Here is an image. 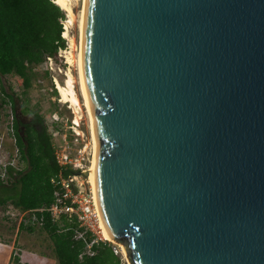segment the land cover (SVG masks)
<instances>
[{
	"label": "water",
	"instance_id": "1",
	"mask_svg": "<svg viewBox=\"0 0 264 264\" xmlns=\"http://www.w3.org/2000/svg\"><path fill=\"white\" fill-rule=\"evenodd\" d=\"M80 67L129 264H264V0H85Z\"/></svg>",
	"mask_w": 264,
	"mask_h": 264
},
{
	"label": "trees",
	"instance_id": "2",
	"mask_svg": "<svg viewBox=\"0 0 264 264\" xmlns=\"http://www.w3.org/2000/svg\"><path fill=\"white\" fill-rule=\"evenodd\" d=\"M66 14L53 0H0V78L14 74L26 81V88L30 87L35 68L44 63L47 56L55 58L59 48H66V40L62 36V21ZM10 90L8 92L1 84V92L5 96L3 102L13 103L14 93L11 87ZM12 108L14 110V106ZM22 112L33 113V123L38 128L27 124L20 135L16 124L13 125L15 146L26 164L18 171L12 165L6 167V177L13 182L12 187L0 181V203L8 204L17 212L49 205L52 201L50 178L60 169L43 118L26 107ZM33 225L40 226L49 234L56 264H121V255L111 241L93 243L94 253L83 254L85 243L73 238L68 222L63 221L60 225L51 222L48 214H44L43 222ZM33 225H25L21 221L17 225L18 231L23 228L32 230Z\"/></svg>",
	"mask_w": 264,
	"mask_h": 264
},
{
	"label": "rangeland",
	"instance_id": "3",
	"mask_svg": "<svg viewBox=\"0 0 264 264\" xmlns=\"http://www.w3.org/2000/svg\"><path fill=\"white\" fill-rule=\"evenodd\" d=\"M68 2L72 8L74 21L72 24H69L68 38L63 36L66 40V48L62 49L60 54L57 52L56 57H53V62L50 63V65L45 67L44 62L41 63L39 67L35 68L30 78L31 85L28 88L24 85L26 81L17 75L8 74L0 78V179L3 184L10 183L9 179L6 177L5 170L8 165H12L13 168L18 171L23 169L26 163L20 158L19 152L15 147L13 139L14 128L12 125L14 110L6 98V101H2L5 96H3L1 92V84L8 92L11 91V87L18 111L26 107L28 110L38 112L43 118L46 127H48L49 115L54 111L62 118V122H69L74 115L80 117V128L85 134L84 141H75L73 136L70 135L71 147L74 149L72 153L75 155V149L85 146L87 152H89V158H91L92 141L89 120L86 109L83 106V99L79 94L77 70V56L80 50L78 20L83 0H69ZM62 22L65 25L64 20ZM67 54L71 57V64L67 63V59L65 58ZM68 70L74 77V87L78 93L81 104V108L76 112L71 107L70 103L60 100V95L55 83V81L63 83L66 76L65 74ZM58 127L60 128L59 125ZM59 132L60 135L64 131L59 129ZM19 223L20 216L17 215L15 210L8 204L0 203V243L5 245L0 247L5 250L6 257L10 258L8 264H56L49 234L40 226L36 225H33L32 230L23 228L18 231L17 225ZM28 223L25 222V225H28ZM113 244L121 255V264H128V260L123 254L121 246L116 243ZM20 250L26 251V258L24 257L23 259H26V261L29 259L28 262L21 260L19 256L21 253Z\"/></svg>",
	"mask_w": 264,
	"mask_h": 264
},
{
	"label": "built area",
	"instance_id": "4",
	"mask_svg": "<svg viewBox=\"0 0 264 264\" xmlns=\"http://www.w3.org/2000/svg\"><path fill=\"white\" fill-rule=\"evenodd\" d=\"M65 28V25L63 24ZM63 34V32H62ZM63 36V35H62ZM62 51L59 48L60 54ZM53 62L52 56H47L45 60V67ZM47 130L50 134V144L53 149V154L56 163L60 167L59 171L50 178L52 185V201L49 205L29 209L23 212H15L20 216V222L33 225L35 223L41 224L44 219V214H48L51 222L63 224V221L68 222L69 229L73 230V238L75 240H82L85 243V250L83 254L92 255L93 243L98 241H109L103 237L102 225L98 217L93 187L88 181V169L91 166L93 151L91 158L86 147L82 146L75 149V155L72 153L74 150L71 147L70 135L73 136L75 141H84V132L80 128V117L76 115L70 121L62 122V118L57 112H52L48 118ZM64 132L59 135V129ZM59 135V138H58ZM15 142V136L13 135ZM79 171L80 173H76ZM87 173V176L83 174ZM38 213L40 216H38ZM115 252L117 249L114 248ZM19 256L24 262L29 259H23L26 251L20 250ZM82 254L79 255L81 257ZM26 258V257H25Z\"/></svg>",
	"mask_w": 264,
	"mask_h": 264
},
{
	"label": "bare ground",
	"instance_id": "5",
	"mask_svg": "<svg viewBox=\"0 0 264 264\" xmlns=\"http://www.w3.org/2000/svg\"><path fill=\"white\" fill-rule=\"evenodd\" d=\"M56 4H58L63 10L66 11V19L64 20L65 22V29L63 30V36L65 38H68V27L69 24H72L73 20V12H72V8L69 4V0H53ZM84 12H85V0H83L82 3V8L80 11V17L78 20V28H79V36H80V44H81V30H82V25H83V21H84ZM77 70H78V84H79V91H80V95L83 99V106L86 109L87 112V116H88V120H89V129H90V134H91V141H92V151H93V157H92V161H91V166L88 169L87 173H88V181L91 183L92 187V177H93V166H94V161H95V139H94V134H93V128H92V119H91V114H90V110H89V105L86 99V95L84 92V88H83V83H82V77H81V67H80V50L78 52V56H77ZM67 59V63L71 64V57L67 54V56L65 57ZM65 79L63 81V83H60L58 81H55L56 83V88L57 91L60 95V100L62 102H67L70 103L71 107L74 109V111H78V109L81 108V104H80V100L78 98V93L75 90L74 87V77L71 74V72L68 70L65 74ZM73 111V112H74ZM76 118L79 119V117L76 115ZM102 233H103V237L105 239L111 240L106 233L104 232L103 228H102ZM119 246H121L123 254L126 256V253L122 247V245L120 243H118ZM127 259V257H126ZM128 260V259H127ZM129 264V261H127Z\"/></svg>",
	"mask_w": 264,
	"mask_h": 264
},
{
	"label": "flooded vegetation",
	"instance_id": "6",
	"mask_svg": "<svg viewBox=\"0 0 264 264\" xmlns=\"http://www.w3.org/2000/svg\"><path fill=\"white\" fill-rule=\"evenodd\" d=\"M10 106H14V114L12 116V125L16 124L17 130H18L20 135L23 134V130L25 128V125H27V124H31L32 126H35V128H38V126L35 123H33V119H34L33 113L22 112V110L18 111L16 108V105H15V99H14L13 103H10ZM16 150L18 151V147H16ZM0 181H1V179H0ZM7 185L12 187L13 182H10Z\"/></svg>",
	"mask_w": 264,
	"mask_h": 264
},
{
	"label": "crops",
	"instance_id": "7",
	"mask_svg": "<svg viewBox=\"0 0 264 264\" xmlns=\"http://www.w3.org/2000/svg\"><path fill=\"white\" fill-rule=\"evenodd\" d=\"M0 246L3 247L5 245L0 243ZM2 247H0V264H8L10 258L6 257V252Z\"/></svg>",
	"mask_w": 264,
	"mask_h": 264
}]
</instances>
